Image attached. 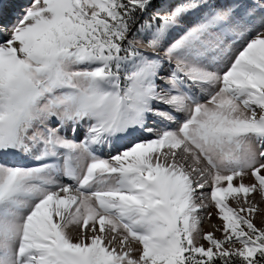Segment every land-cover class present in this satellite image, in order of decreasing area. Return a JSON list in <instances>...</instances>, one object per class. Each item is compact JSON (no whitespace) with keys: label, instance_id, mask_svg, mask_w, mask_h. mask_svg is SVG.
<instances>
[{"label":"snow or ice","instance_id":"1","mask_svg":"<svg viewBox=\"0 0 264 264\" xmlns=\"http://www.w3.org/2000/svg\"><path fill=\"white\" fill-rule=\"evenodd\" d=\"M8 3L0 264H264V0Z\"/></svg>","mask_w":264,"mask_h":264},{"label":"bare ground","instance_id":"2","mask_svg":"<svg viewBox=\"0 0 264 264\" xmlns=\"http://www.w3.org/2000/svg\"><path fill=\"white\" fill-rule=\"evenodd\" d=\"M15 3H8V0H5V13L7 15V18L9 20L11 19H14L15 18V15L18 13L19 9L21 6H14L10 9L11 5H13ZM10 9V10H9ZM210 222H215V219L214 218H211V221ZM206 227V226H205Z\"/></svg>","mask_w":264,"mask_h":264},{"label":"rangeland","instance_id":"3","mask_svg":"<svg viewBox=\"0 0 264 264\" xmlns=\"http://www.w3.org/2000/svg\"><path fill=\"white\" fill-rule=\"evenodd\" d=\"M14 6H21L20 4H18V3H15V4H13V5H11V7H10V9L12 8V7H14ZM9 9V10H10ZM212 218H214L215 219V222H207L205 225H204V227H205V230L207 231V230H210V227H209V224L211 223V224H219V220L215 217V216H213Z\"/></svg>","mask_w":264,"mask_h":264}]
</instances>
